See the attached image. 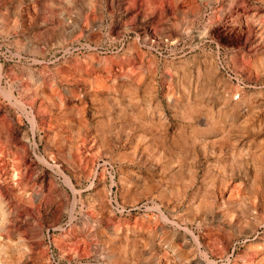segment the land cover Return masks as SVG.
I'll use <instances>...</instances> for the list:
<instances>
[{
  "label": "rangeland",
  "instance_id": "obj_1",
  "mask_svg": "<svg viewBox=\"0 0 264 264\" xmlns=\"http://www.w3.org/2000/svg\"><path fill=\"white\" fill-rule=\"evenodd\" d=\"M0 264H264V0H0Z\"/></svg>",
  "mask_w": 264,
  "mask_h": 264
},
{
  "label": "bare ground",
  "instance_id": "obj_2",
  "mask_svg": "<svg viewBox=\"0 0 264 264\" xmlns=\"http://www.w3.org/2000/svg\"><path fill=\"white\" fill-rule=\"evenodd\" d=\"M234 163V162H233ZM232 166V165H231ZM224 172V171H223Z\"/></svg>",
  "mask_w": 264,
  "mask_h": 264
}]
</instances>
